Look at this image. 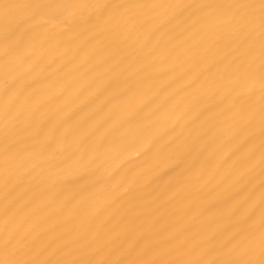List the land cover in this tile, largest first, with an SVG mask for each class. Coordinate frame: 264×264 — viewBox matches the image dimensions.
Wrapping results in <instances>:
<instances>
[{
	"label": "bare ground",
	"instance_id": "6f19581e",
	"mask_svg": "<svg viewBox=\"0 0 264 264\" xmlns=\"http://www.w3.org/2000/svg\"><path fill=\"white\" fill-rule=\"evenodd\" d=\"M262 262V0H0V264Z\"/></svg>",
	"mask_w": 264,
	"mask_h": 264
},
{
	"label": "snow or ice",
	"instance_id": "6c2138e0",
	"mask_svg": "<svg viewBox=\"0 0 264 264\" xmlns=\"http://www.w3.org/2000/svg\"><path fill=\"white\" fill-rule=\"evenodd\" d=\"M262 4H264V0H262ZM262 264H264V262H262Z\"/></svg>",
	"mask_w": 264,
	"mask_h": 264
}]
</instances>
